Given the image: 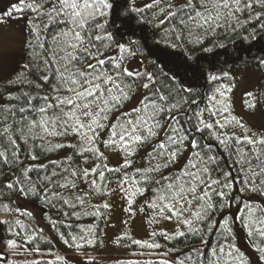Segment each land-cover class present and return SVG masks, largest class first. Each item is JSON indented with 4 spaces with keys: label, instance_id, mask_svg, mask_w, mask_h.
Segmentation results:
<instances>
[{
    "label": "snow or ice",
    "instance_id": "6c2138e0",
    "mask_svg": "<svg viewBox=\"0 0 264 264\" xmlns=\"http://www.w3.org/2000/svg\"><path fill=\"white\" fill-rule=\"evenodd\" d=\"M13 18L24 23L20 49L0 57V264L20 251L69 264L54 239L98 264L113 194L128 213L113 243L137 257L117 264H252L238 236L264 264V55L241 112L237 74L214 62L264 39V0H7L0 24ZM29 201L56 210L55 237ZM137 213L146 238L130 234Z\"/></svg>",
    "mask_w": 264,
    "mask_h": 264
},
{
    "label": "rangeland",
    "instance_id": "374dc122",
    "mask_svg": "<svg viewBox=\"0 0 264 264\" xmlns=\"http://www.w3.org/2000/svg\"><path fill=\"white\" fill-rule=\"evenodd\" d=\"M7 0H0V8L6 6ZM24 21H17L15 18L9 20L6 24H0V57H4L6 60L12 58V53L17 52L20 49V42L23 39V34L21 28ZM237 74V87L233 95V101L235 109L237 112H241L240 97L242 93L257 84L261 79V74L256 71L255 68L242 69L240 71H235ZM248 119V117H245ZM264 117L257 114L256 119L253 121L258 122ZM111 162L115 164L119 160V155L115 154L110 157ZM107 201L111 204V210L109 219L106 225L103 227L102 240L103 245L100 246L99 252H97L96 257L105 263H117V261H127L130 259H136L132 255L133 249L124 246H117L113 243L116 236L122 234L124 231V225L122 221L128 218V213L124 210L126 205L121 200V198L113 194L108 197ZM94 202H97L94 200ZM28 208L36 215L37 223L40 227L46 229L49 233L52 232L50 226L45 219L44 209L36 204L25 202ZM130 234L137 239L146 238L148 227L145 223V216L143 213H137L134 217L132 224L130 225ZM237 243L241 245L242 249L250 257L252 264H256L257 257L253 253L252 249L247 245L246 241L237 237ZM70 255L71 261L80 264V257L75 254ZM36 257L28 252L20 251L14 255L10 256L11 264H30V262ZM44 258H50L45 256Z\"/></svg>",
    "mask_w": 264,
    "mask_h": 264
},
{
    "label": "trees",
    "instance_id": "16d2710c",
    "mask_svg": "<svg viewBox=\"0 0 264 264\" xmlns=\"http://www.w3.org/2000/svg\"><path fill=\"white\" fill-rule=\"evenodd\" d=\"M253 44L255 45L254 47L252 46ZM262 49H264V39H259V38L256 41H252L251 43L246 42L243 45H241L238 41L235 44H229L226 52L224 49L217 50V52L219 53L218 60L214 61L216 63V69H217V71H219L220 68H223L224 70L230 69L234 73L235 71H240L242 69L255 68V62L253 60V57H255L257 55H264V52L261 51ZM241 57L243 59H241ZM208 59L209 60L213 59L211 54H208ZM224 61H227V63H224ZM246 62H249L248 67L245 66ZM204 83L205 82L203 80H201V81H199V84L197 86L199 87L201 85H204ZM234 92H235V89H234ZM50 155L52 156V158H55L58 155V153H52ZM106 199H108V197ZM28 203H32V202L29 201ZM32 204L39 205L44 209V211H45L44 216H45L47 223H48L47 218L49 216L55 217L57 215L55 209L47 208L44 205H42L39 201H36L35 203H32ZM24 206L28 208L26 203L24 204ZM28 210H30V209L28 208ZM34 217H35V219L32 220L31 222L34 225H38L35 214H34ZM79 223L85 224V225L93 223V218H91V217L85 218L84 220L79 221ZM48 225H49V223H48ZM104 225H105L104 223H101L102 231H103ZM102 231H101V239H102ZM45 233L48 234L50 237H55V235H56L54 231L49 233L46 229H45ZM53 245H54L53 250L59 252V254H62V255L72 254L69 250H65L63 245L61 243H58L57 240H55V239L53 240ZM41 247L47 248L48 245L42 242ZM99 248L100 247H98V249L95 251H92V250H90V251L92 252L93 255L96 256L97 252H99ZM242 251H244V250L242 249ZM245 254L248 255L246 252H245ZM44 259H50V258H44ZM97 260H98V264H117L115 262L105 263L98 258H97ZM69 264H77V263L70 260Z\"/></svg>",
    "mask_w": 264,
    "mask_h": 264
}]
</instances>
